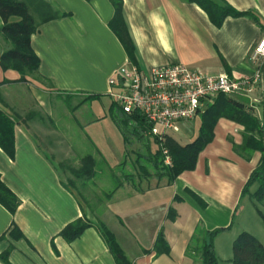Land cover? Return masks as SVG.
Masks as SVG:
<instances>
[{
    "label": "crops",
    "instance_id": "obj_1",
    "mask_svg": "<svg viewBox=\"0 0 264 264\" xmlns=\"http://www.w3.org/2000/svg\"><path fill=\"white\" fill-rule=\"evenodd\" d=\"M42 1L55 17L45 21V15L32 11L39 23L31 38L40 58L38 74L22 79L18 71H4L0 64V110L15 124V154L9 156L0 146V175L20 201L14 215L0 204V264H117L96 221L113 232L132 264L200 262L198 253H187L194 235L217 229H222L214 242L219 264H232L233 242L243 232L264 244V219L252 222L243 216L248 205L256 208L243 189L261 157L254 152L245 159L234 151L233 144L243 143L244 126L220 118L195 169L173 183L149 174L133 181L123 178L118 188L106 190L107 175L123 177L126 144L109 109H102L104 114L97 118L83 111L88 103L109 95V79L126 63L142 70L181 64L208 75H257L252 92L230 97L264 123V58L251 59L264 36V0H122L135 46L133 60L110 27L115 16L110 0ZM225 6L252 14L229 15L216 26L215 9ZM72 93L99 98L72 112L67 105L72 97L65 98ZM216 98L202 103L194 120L180 124L183 138L170 135L181 145L196 139L201 115ZM55 115L68 119L69 126L35 128L46 118L54 124ZM108 118L112 129L103 127ZM89 154L98 177L92 180L100 184H93L98 187L92 192L94 201L73 186L82 179L72 175V160L80 162ZM257 189L253 186L251 193ZM261 206L264 209V201ZM170 210L176 212L175 220L168 218ZM79 218L93 225L73 242L66 241L62 230ZM161 230L170 255L156 256L153 251ZM8 250L6 261L1 255Z\"/></svg>",
    "mask_w": 264,
    "mask_h": 264
},
{
    "label": "trees",
    "instance_id": "obj_2",
    "mask_svg": "<svg viewBox=\"0 0 264 264\" xmlns=\"http://www.w3.org/2000/svg\"><path fill=\"white\" fill-rule=\"evenodd\" d=\"M115 8V16L110 22V27L118 36L130 59H134L135 46L129 34L128 27L122 14V0H110ZM217 18L212 16L216 26H220L226 16H243L252 13H240L231 7L215 9ZM34 13L45 15V21L54 18L50 6L42 0H0V18L3 26L0 27V36L7 48L0 53V64L4 71L16 70L22 79L25 76L38 74L40 58L32 48L31 38L36 33L39 23ZM17 18V21H12ZM99 98L97 95L86 100ZM109 116L122 134L125 144L128 143V135H141L149 130L152 125L139 112L128 114L120 109L114 102L109 108ZM220 118H226L244 126L242 145L233 144L234 151L245 159H250L254 152H260L261 157L257 167L251 173L246 182L243 195H248L254 203L264 201V123L256 117L244 104L225 94H219L214 104L207 107L201 115V127L199 135L192 142L181 145L172 135H164L163 140L154 138L156 149L153 152L155 175L159 179L166 178L173 183L182 173L192 171L196 167L199 154L212 142L214 128ZM14 122L0 110V146L11 157H14ZM141 133V134H140ZM167 149L172 160L171 165L164 162L163 150ZM72 175L76 179H92L96 175V161L93 155H87L81 159V167L72 169ZM148 176V175H146ZM120 182L115 188L120 186ZM258 189L251 193L253 186ZM0 204L12 215L19 207L20 201L11 189L4 183L0 175ZM259 214L264 219L261 211ZM170 220L176 219V212L170 210ZM93 224L84 218H79L67 225L61 232V236L68 242L79 238L85 230ZM103 239L108 245L117 264H132L122 251L113 232L103 223L97 224ZM222 229L204 231L201 235L196 233L187 253H198L200 262L194 264H219V258L215 250V238ZM19 237V236H18ZM199 246V247H198ZM156 256L170 255L171 247L165 239L163 230L160 231L153 247ZM9 250L1 255L7 261ZM232 264H264V244L253 235L243 232L233 242Z\"/></svg>",
    "mask_w": 264,
    "mask_h": 264
},
{
    "label": "built area",
    "instance_id": "obj_3",
    "mask_svg": "<svg viewBox=\"0 0 264 264\" xmlns=\"http://www.w3.org/2000/svg\"><path fill=\"white\" fill-rule=\"evenodd\" d=\"M264 58V36L253 50L255 62ZM258 84L254 78H234L228 74L208 75L185 65L156 66L142 70L133 64L122 65L109 79V95L128 114L141 113L152 127L153 138L180 132V124L194 120L202 103L219 94L250 93ZM164 162L171 165L168 150Z\"/></svg>",
    "mask_w": 264,
    "mask_h": 264
},
{
    "label": "rangeland",
    "instance_id": "obj_4",
    "mask_svg": "<svg viewBox=\"0 0 264 264\" xmlns=\"http://www.w3.org/2000/svg\"><path fill=\"white\" fill-rule=\"evenodd\" d=\"M3 24L0 26L2 27ZM2 36H0V53L2 51H4L7 48V45L5 43H3V41L1 40ZM127 64V63H126ZM131 64V63H130ZM137 66V65H135ZM138 67V66H137ZM140 68V67H139ZM141 69V68H140ZM145 71V70H144ZM36 74H33V76H35ZM31 77V76H30ZM71 98V101L69 103L71 104H67L68 107H71V111L75 112L79 106L81 107L83 105L84 102L89 101L86 100L88 97H85L84 95H80L78 93H72V95H65V98ZM93 100V99H90ZM112 102H114V100L110 97V95L108 96H104L102 97V100L99 101H94V102H90L86 105L85 108H83V111H86L85 113L88 115L87 117H96L97 116H101V114L103 113L102 109H106V112H108V109L110 108ZM115 103V102H114ZM116 104V103H115ZM116 106H118L116 104ZM119 107V106H118ZM64 110V109H63ZM64 112V111H63ZM102 112V113H101ZM84 115V113H82ZM29 115V114H28ZM76 115V114H75ZM55 121L54 124H52V121H50L49 119H44L43 123L38 125V126H34L35 128L39 127L41 129H52V127H68L69 126V120H60L59 117H57V115H55ZM87 120V119H86ZM26 121V120H24ZM198 121V119H197ZM77 124H75V121L73 119L72 116V129H76ZM113 125L111 124L109 118L107 120V122H105L104 124V128L107 129H112ZM197 130V129H196ZM86 133V131H85ZM143 134L141 135H128L127 141L128 143L126 144V149H127V156H126V161H125V165L123 166V177H117V178H113L111 175H107V179H105L104 182H110V187H106V190H109V188H115L118 185V182L122 181L123 178H125L127 181H133L137 178V176H146L149 174H154L155 173V168L154 167V161H151V159L153 158V152H154V148L156 147L155 145V141L154 138L152 136L149 135V131H145L142 132ZM176 135H180V137L183 138V134L182 132L180 133H176ZM51 138H53L51 136ZM75 139V141H77V137L72 135V140ZM47 141V140H46ZM114 143L116 144V141L113 140ZM73 142V141H72ZM74 144V143H73ZM155 145V147H154ZM73 158V156H72ZM75 159L72 160V168L75 169H79L81 167V161L80 162H75ZM62 164H64V162H62ZM68 163L65 162L64 166L67 167ZM69 167V166H68ZM98 177L94 176L95 180ZM72 179H75L72 176ZM86 178V179H82V180H74L75 185L74 188H76V190H78L79 194H85V196H91L93 197V201H94V195H92V192L96 193L98 191V187L95 188V185L93 184H97V186H100V184H98L97 182L94 183L95 180ZM99 194V193H98ZM256 204V208L253 207L251 204L248 205V209L249 211H246L243 216L246 219H251L252 222H254V219L259 220L262 218L261 215L259 214L257 208H259L261 211L264 212V209L262 208L261 203H255ZM261 222V221H260ZM99 221H96V224H98Z\"/></svg>",
    "mask_w": 264,
    "mask_h": 264
}]
</instances>
